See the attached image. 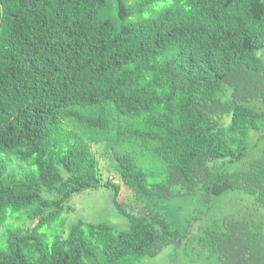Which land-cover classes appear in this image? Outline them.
Masks as SVG:
<instances>
[{
    "label": "trees",
    "instance_id": "1",
    "mask_svg": "<svg viewBox=\"0 0 264 264\" xmlns=\"http://www.w3.org/2000/svg\"><path fill=\"white\" fill-rule=\"evenodd\" d=\"M261 51L264 0H0V264H144L185 237L151 204L228 192L249 218L219 214L200 239L219 264H264ZM99 186L129 232L66 227Z\"/></svg>",
    "mask_w": 264,
    "mask_h": 264
},
{
    "label": "rangeland",
    "instance_id": "2",
    "mask_svg": "<svg viewBox=\"0 0 264 264\" xmlns=\"http://www.w3.org/2000/svg\"><path fill=\"white\" fill-rule=\"evenodd\" d=\"M260 54H263L262 57L264 58V51H261ZM92 150L98 159L102 181L109 179L112 183L121 186L119 201L126 207L137 208L138 203L134 199L133 192L123 187L114 170V162L104 152L103 146L92 145ZM232 194L236 193L228 192L225 201H217L221 206L212 204L206 206L201 202L198 203L197 199L190 206L183 205L180 199L170 203L151 204V207H155L166 214L172 227L185 231V237L181 243L168 245L155 256L146 257L144 264H219L205 240L200 238L206 228H212L213 223L216 222L214 220L219 217V214L234 218H249L252 209L250 201L239 199L238 195H233L230 198L229 196ZM67 205L71 211L64 212L66 227L82 220L89 223H105L117 230L130 231L126 219L118 215L112 207L110 188L99 186L96 189L85 190L73 195ZM140 211L142 208L138 209L137 213ZM20 221L23 222L22 219ZM30 225L32 224L30 223Z\"/></svg>",
    "mask_w": 264,
    "mask_h": 264
}]
</instances>
